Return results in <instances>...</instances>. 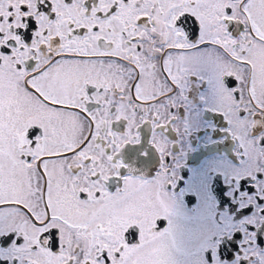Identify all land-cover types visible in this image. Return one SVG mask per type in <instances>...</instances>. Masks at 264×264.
Instances as JSON below:
<instances>
[{"label": "snow or ice", "instance_id": "obj_1", "mask_svg": "<svg viewBox=\"0 0 264 264\" xmlns=\"http://www.w3.org/2000/svg\"><path fill=\"white\" fill-rule=\"evenodd\" d=\"M261 244L264 0H0V264H264Z\"/></svg>", "mask_w": 264, "mask_h": 264}, {"label": "flooded vegetation", "instance_id": "obj_2", "mask_svg": "<svg viewBox=\"0 0 264 264\" xmlns=\"http://www.w3.org/2000/svg\"><path fill=\"white\" fill-rule=\"evenodd\" d=\"M214 155L211 148L207 150L203 148H197L194 151H190L186 158V166L181 170V175L185 177V180L191 176L192 170L199 168L207 163L210 157ZM209 180V199L211 201V207L214 209L218 197H216L214 191L211 188L212 178L208 177ZM180 188H184V183L182 182ZM184 205V210L187 213V219L182 221V225L186 228H195L197 225V209L199 207L197 203V197L192 193H185L181 197ZM161 227H164V222H161ZM264 247V244H261Z\"/></svg>", "mask_w": 264, "mask_h": 264}]
</instances>
